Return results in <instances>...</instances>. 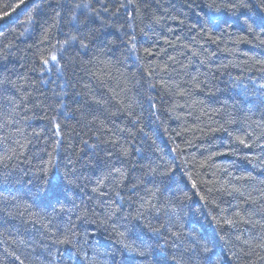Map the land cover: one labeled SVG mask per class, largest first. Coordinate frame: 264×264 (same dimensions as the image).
Here are the masks:
<instances>
[{"label": "trees", "instance_id": "trees-1", "mask_svg": "<svg viewBox=\"0 0 264 264\" xmlns=\"http://www.w3.org/2000/svg\"><path fill=\"white\" fill-rule=\"evenodd\" d=\"M261 83L264 0H0V264H203L166 231L141 245L146 174L166 166L212 264H264ZM214 218L236 223L214 237Z\"/></svg>", "mask_w": 264, "mask_h": 264}, {"label": "snow or ice", "instance_id": "snow-or-ice-1", "mask_svg": "<svg viewBox=\"0 0 264 264\" xmlns=\"http://www.w3.org/2000/svg\"><path fill=\"white\" fill-rule=\"evenodd\" d=\"M88 4L86 3H77L75 4L74 8H87ZM59 15V13H57ZM31 20V16L29 17ZM207 23L210 25H214L215 21L211 15H209V18L207 20ZM76 36H71L68 38V40L65 41V44H70L71 42L76 41ZM81 47L86 48L87 45L83 44L81 42ZM49 60H51L54 65H58V59L56 55H51L49 58H45L42 60V63L47 66L49 64ZM57 70L60 71L61 69L57 67ZM257 93L259 98L264 101V83L259 84L257 88ZM57 128H59V125H57ZM59 135V133H57ZM241 144H244V140H240ZM245 147H248L247 144H245ZM3 159H7V157H4ZM2 162V160H0ZM175 164V161L172 162ZM47 171L46 169L44 170ZM117 172H120L119 169L116 170ZM173 168L171 166H166L165 168H152L150 169L148 175L149 180L148 182L151 183L152 188L149 190V198L147 200H144L141 198V209H144L147 207L149 210H153L156 213V218L158 221L159 226H153L151 224L145 225L146 229V238L140 237L141 245L144 248L151 247V243L159 244V240H153V238L160 237L162 232H167L168 235L172 238V245L171 247L180 249L183 247V245L186 243L187 245L192 246L195 249V253L197 256V259L200 261H203V264H212L211 257L213 255V249L210 247V244H213L212 240L207 239L206 237H194L191 233H183L178 227H177V221L180 218V213L178 212V209L181 208V202L182 199L187 198L184 196L185 188L187 185L184 186V188L176 187L173 189L172 182H173ZM120 175L123 176L124 173L120 172ZM191 179V177H189ZM73 183L72 180H67V184ZM99 183H103V181H100ZM192 189L197 188V184L195 181H191ZM49 188L45 189L46 192L49 193V198L51 202H54L55 204H61V199L63 197H66V186L65 189H62L59 184H53L52 180H48ZM133 187H136V185H133ZM95 191V189H94ZM212 190L209 189V192ZM181 194V195H178ZM195 195H198L200 197V201L204 202L205 205H207L210 201H208L207 197L205 195H201L200 192H196ZM117 200L120 201V203H123L124 197L117 194ZM115 203V201H113ZM115 209L111 210L108 215H112L115 213ZM239 215V213H237ZM144 216V212L138 211L137 212V220H140ZM167 217L166 220L162 221L161 217ZM215 219V218H214ZM243 219V217H241ZM246 223L248 221H245ZM236 221L233 219H225L223 223L219 219H215V226L213 227V236H217L219 231H223L224 225H228L229 227H233L235 225ZM256 223H260V221H256ZM75 232H73L70 228L67 229L64 233V239L57 240V243L62 244H70L72 243V236H75ZM120 235H123L120 233ZM219 239L224 241L225 244L228 243V241L225 239L223 235L219 236ZM236 239H240L239 236L236 237ZM203 241V242H202ZM125 248L129 249L132 252H136L137 248L133 247L130 244H124ZM264 246V245H262ZM185 251H191L190 248H185ZM140 255H144V251L139 252ZM9 255H12L9 253ZM16 259H19V257H15ZM173 261L174 264H184V257L183 255L177 256L175 253L173 254ZM192 257H188L189 264H191ZM21 264H23V261H21Z\"/></svg>", "mask_w": 264, "mask_h": 264}]
</instances>
